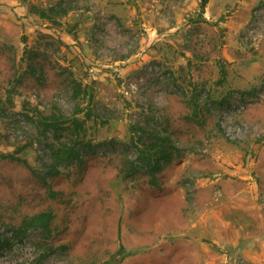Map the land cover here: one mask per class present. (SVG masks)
<instances>
[{
  "label": "rangeland",
  "instance_id": "rangeland-1",
  "mask_svg": "<svg viewBox=\"0 0 264 264\" xmlns=\"http://www.w3.org/2000/svg\"><path fill=\"white\" fill-rule=\"evenodd\" d=\"M89 101L94 153L41 178L52 134L26 114ZM139 125L181 152L156 183L122 173ZM18 148L0 231L45 211L50 231L0 264H264V0H0V155Z\"/></svg>",
  "mask_w": 264,
  "mask_h": 264
},
{
  "label": "trees",
  "instance_id": "trees-1",
  "mask_svg": "<svg viewBox=\"0 0 264 264\" xmlns=\"http://www.w3.org/2000/svg\"><path fill=\"white\" fill-rule=\"evenodd\" d=\"M207 0H202V6ZM64 15L67 10L61 9V7L51 6L48 9L39 8L37 13L41 17L51 19V13ZM72 95L75 99L88 96L86 86L81 82L72 79L70 81ZM32 115L28 113L26 116L34 119L36 122L37 131L43 134L46 131H50L52 136L46 138V146L49 151V163L47 164V172L43 173L41 178L45 179L46 175L58 174L63 167L70 165L83 166L85 164V157L89 154H93V143L90 138H87V133L91 126L87 125L88 119L92 117L93 105L91 102L87 106L81 107L77 105L75 111L71 115H67L61 110L55 108L50 113H43L39 108L32 109ZM84 112V116H78L77 114ZM97 123V119H94ZM107 119L102 120L100 123L104 124ZM134 132L137 134L132 137L131 143L136 147L137 158L135 160H129V164L122 173L125 176L134 175L138 171H144L151 177V182L156 183V173L160 171L167 163L173 160L176 156L180 155V151L170 139L168 134H164L156 129L147 130L144 126H136ZM147 135V139L143 137ZM21 148H18L12 154H1L4 159L23 161L16 153ZM124 176V177H125ZM52 218V214L49 211L41 212L31 217H24L21 223L17 226H10L6 231H0V253L6 249H9L14 239H19L24 232L30 227L40 226L44 231H50L49 223ZM11 235H8V232ZM123 247L120 246L121 250Z\"/></svg>",
  "mask_w": 264,
  "mask_h": 264
},
{
  "label": "crops",
  "instance_id": "crops-1",
  "mask_svg": "<svg viewBox=\"0 0 264 264\" xmlns=\"http://www.w3.org/2000/svg\"><path fill=\"white\" fill-rule=\"evenodd\" d=\"M186 229H188V227H187V228L185 227V230H186ZM183 230H184V229H183Z\"/></svg>",
  "mask_w": 264,
  "mask_h": 264
}]
</instances>
